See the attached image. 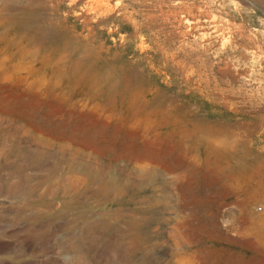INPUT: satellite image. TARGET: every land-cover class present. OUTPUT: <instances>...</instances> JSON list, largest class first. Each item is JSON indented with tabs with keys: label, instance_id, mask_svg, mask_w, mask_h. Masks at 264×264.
Instances as JSON below:
<instances>
[{
	"label": "rangeland",
	"instance_id": "obj_1",
	"mask_svg": "<svg viewBox=\"0 0 264 264\" xmlns=\"http://www.w3.org/2000/svg\"><path fill=\"white\" fill-rule=\"evenodd\" d=\"M45 14L43 0H0L3 24L40 33ZM109 18L95 28L105 47L128 51L165 93L161 100L172 98L216 124L218 167L229 162L224 183L233 194L206 197L200 215L188 218L172 192L153 189L128 161L95 160L65 131L116 129L118 139L140 127L104 120L87 94L40 87L62 81L27 72L0 26V264H264V242L256 237L264 231V0H117ZM85 98L90 105L81 107ZM139 141L168 147L164 135ZM94 160L123 180V196L98 191L90 180ZM200 168L202 180L214 181L209 167ZM187 178L194 187L203 183Z\"/></svg>",
	"mask_w": 264,
	"mask_h": 264
},
{
	"label": "bare ground",
	"instance_id": "obj_2",
	"mask_svg": "<svg viewBox=\"0 0 264 264\" xmlns=\"http://www.w3.org/2000/svg\"><path fill=\"white\" fill-rule=\"evenodd\" d=\"M59 1L43 0L46 14L41 22L40 33L39 30L34 31L16 21L0 23L11 55L17 57L21 64L24 63L27 72L62 81L40 84V87L47 91H66L79 98L80 95L87 94L95 101L92 107L100 112L98 114L102 115L104 120H114L117 125L140 127L137 133L132 132L129 136L118 132L121 133L118 139L113 137L116 129L107 133L102 129L88 133L81 130L76 132L73 128L65 131L68 138H71L70 141H74L82 149L88 148L91 156H98L94 157L95 160L109 157L115 161H128L140 170L138 176L147 181L153 189L159 187L161 190L168 189L172 192L176 200L175 208L185 211L188 218L200 215V210L206 205V197H231L233 193L224 183L226 179L230 180V164L226 163L224 171L218 167L219 150L213 145L217 138L216 124L201 118L186 106L175 103L172 98L161 100L165 93H159L154 83L152 87L145 79L139 64L127 56L128 51L115 53L111 48L104 46L101 37L95 32V28L100 26L101 22L109 20V15L117 10V0H62L66 7ZM70 12L75 16V22L69 18ZM123 13V17L127 18L125 12ZM132 26L135 35L137 25L133 22ZM86 100L88 101V98L78 100L82 101L81 107L90 105ZM58 125L54 127V131L61 136L64 134L63 127ZM163 135L168 138V147L155 142L152 148H148L139 141L140 137L152 136L154 140ZM227 143L230 146V142ZM225 145L227 146L226 143ZM79 146L75 152L81 155ZM95 160L96 166L92 167L97 169V173L91 174V182L96 184L99 192L109 197L123 196L128 189L123 180L113 177L110 165H102ZM202 163L216 176L214 181L207 183L202 180ZM189 175L203 183L194 187L187 181ZM199 226L204 227L201 222ZM207 226L215 230L214 221H208ZM249 229L250 226L244 225L242 233H249ZM256 234L258 243L263 244L264 231L258 229Z\"/></svg>",
	"mask_w": 264,
	"mask_h": 264
}]
</instances>
